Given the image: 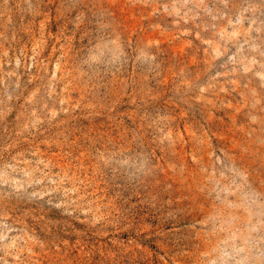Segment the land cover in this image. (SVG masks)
<instances>
[{
    "label": "rangeland",
    "instance_id": "rangeland-1",
    "mask_svg": "<svg viewBox=\"0 0 264 264\" xmlns=\"http://www.w3.org/2000/svg\"><path fill=\"white\" fill-rule=\"evenodd\" d=\"M0 264H264V0H0Z\"/></svg>",
    "mask_w": 264,
    "mask_h": 264
}]
</instances>
